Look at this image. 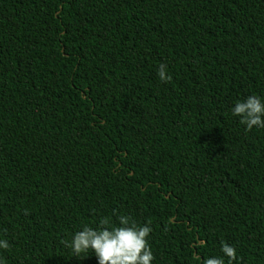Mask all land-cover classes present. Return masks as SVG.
<instances>
[{
    "label": "trees",
    "instance_id": "1",
    "mask_svg": "<svg viewBox=\"0 0 264 264\" xmlns=\"http://www.w3.org/2000/svg\"><path fill=\"white\" fill-rule=\"evenodd\" d=\"M166 65L168 82L156 70ZM264 0H0L7 264H96L82 225L148 223L152 264H264Z\"/></svg>",
    "mask_w": 264,
    "mask_h": 264
},
{
    "label": "clouds",
    "instance_id": "2",
    "mask_svg": "<svg viewBox=\"0 0 264 264\" xmlns=\"http://www.w3.org/2000/svg\"><path fill=\"white\" fill-rule=\"evenodd\" d=\"M156 75L161 82L171 80L164 64L157 67ZM230 113L246 132L254 127L264 129V97L247 95L234 102ZM113 215L115 223L107 217H100L95 227L82 225L64 242V246L75 257L84 253L92 254L96 264H152L154 256L147 239L151 232L150 225H138L128 215H116L115 210ZM9 247L8 240L0 236V264H7L2 253ZM220 253L219 256L202 260L197 257V264H232L237 259L236 249L226 242H221Z\"/></svg>",
    "mask_w": 264,
    "mask_h": 264
}]
</instances>
